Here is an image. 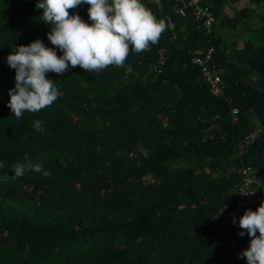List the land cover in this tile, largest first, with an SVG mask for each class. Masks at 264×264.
Instances as JSON below:
<instances>
[{
  "label": "trees",
  "instance_id": "trees-1",
  "mask_svg": "<svg viewBox=\"0 0 264 264\" xmlns=\"http://www.w3.org/2000/svg\"><path fill=\"white\" fill-rule=\"evenodd\" d=\"M36 2L0 0V264H247L238 257L251 239L238 235L245 211L236 224L212 219L233 207L240 177L230 168L249 167L264 188V131L237 152L264 126V0H245L232 16L223 13L228 0H213V37L189 12L172 16L173 32L129 52L132 73L111 65L49 72L56 101L16 118L7 106L15 70L6 57L36 40L55 47ZM141 3L163 19L174 0ZM88 7L69 12L91 24ZM208 46L230 105L210 95L192 64ZM160 48L167 61L156 73ZM230 107L238 109L235 124ZM37 119L44 132L33 128ZM25 156L50 176L29 168L15 178L12 166Z\"/></svg>",
  "mask_w": 264,
  "mask_h": 264
},
{
  "label": "clouds",
  "instance_id": "clouds-1",
  "mask_svg": "<svg viewBox=\"0 0 264 264\" xmlns=\"http://www.w3.org/2000/svg\"><path fill=\"white\" fill-rule=\"evenodd\" d=\"M154 3L161 7L160 0ZM83 4L89 6L91 24L69 12ZM35 7L43 10L41 22L50 26L46 35L55 47H46L36 40L13 47L6 57L8 66L15 70V86L8 92L7 106L16 118H21L24 112L37 113L56 101L59 91L53 79L47 78V73L62 75L70 66H79L88 73L100 72L110 65L125 67L126 72L132 73V67L125 66L129 52L138 54L149 50L166 30L165 20L157 19L141 0H37ZM56 49L62 55L58 56ZM32 126L36 131H45L43 122L38 119ZM24 159L25 163L17 162L12 166L15 178L23 177L29 168L42 171V165L32 164L27 156ZM4 167L0 162V169ZM42 174L50 176L47 170ZM232 223H237L235 217ZM238 226L242 229L239 236H244L246 231L251 238L248 248L238 257L246 259L247 264H264V202L255 211L246 210Z\"/></svg>",
  "mask_w": 264,
  "mask_h": 264
},
{
  "label": "built area",
  "instance_id": "built-area-1",
  "mask_svg": "<svg viewBox=\"0 0 264 264\" xmlns=\"http://www.w3.org/2000/svg\"><path fill=\"white\" fill-rule=\"evenodd\" d=\"M212 1L213 0H174L171 7V15H167L163 18L166 22V30L164 32H173L174 23L172 16L183 18L189 12L198 25V28L203 30L206 35L213 37L215 17L211 7ZM213 54V47L208 46L201 56L192 58V64L199 69L201 80L209 88L210 95L215 99L224 100L230 105L231 100L227 98L226 86L223 84L220 75L212 71L213 69L210 62ZM166 61V50L160 48L157 51V59L153 71L160 73ZM230 117L233 124L238 122L237 108L230 107ZM263 131L264 126H261L259 129H254L247 133L237 145V152L240 154L246 152V149L259 138ZM229 173L237 174L240 177V183L235 186L233 207L231 209L220 208L218 214L212 219L214 222H217L219 226L231 220L237 214L253 209L264 201L263 181L258 176L252 175L249 167H232L229 169ZM242 193H247L248 195H243ZM222 209L223 211L220 213Z\"/></svg>",
  "mask_w": 264,
  "mask_h": 264
},
{
  "label": "crops",
  "instance_id": "crops-1",
  "mask_svg": "<svg viewBox=\"0 0 264 264\" xmlns=\"http://www.w3.org/2000/svg\"><path fill=\"white\" fill-rule=\"evenodd\" d=\"M242 1H245V0H242ZM241 1V2H242ZM231 1L230 0H228V5L226 6V8H225V10H224V14L225 15H230V16H232L233 15V13H235V12H237L238 11V9H240L241 8V5H238V4H233V3H230ZM216 22H218V19H215V23ZM252 27H254V26H252ZM228 34H229V32H228V30L226 29V30H224V32H223V35H225V36H228ZM248 36H250V34L248 33H245V34H243L242 36H240V38H243V39H246Z\"/></svg>",
  "mask_w": 264,
  "mask_h": 264
},
{
  "label": "rangeland",
  "instance_id": "rangeland-1",
  "mask_svg": "<svg viewBox=\"0 0 264 264\" xmlns=\"http://www.w3.org/2000/svg\"><path fill=\"white\" fill-rule=\"evenodd\" d=\"M245 3V1H242V2H240L238 5H243ZM213 30H214V32L216 33V34H218V22H216L215 24H214V27H213Z\"/></svg>",
  "mask_w": 264,
  "mask_h": 264
}]
</instances>
